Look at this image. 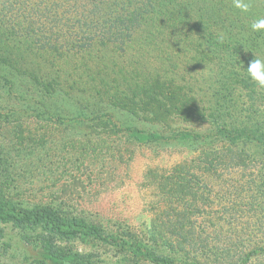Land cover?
Masks as SVG:
<instances>
[{
	"label": "trees",
	"instance_id": "1",
	"mask_svg": "<svg viewBox=\"0 0 264 264\" xmlns=\"http://www.w3.org/2000/svg\"><path fill=\"white\" fill-rule=\"evenodd\" d=\"M253 2L244 13L232 0H0V69L5 68L0 80L6 69L14 74L24 57L58 53L48 63L85 67L77 75L79 89L75 82L54 78L45 84L39 80L41 69L35 75L20 73L29 79L33 75L42 93L63 95L62 107H70L81 121L94 113V119L106 117L130 140L170 137L171 149L184 155L169 171H147L148 180L169 199L164 197L163 207L155 212L158 226L149 227L146 241L110 234L47 205L3 198L0 240L10 225L28 241L22 231L33 226L43 230L38 235L42 239L49 234L94 238L154 264H264V153L255 148L256 140H264V130L256 126L264 117L253 108L252 80L239 68L254 59L252 44L242 41L239 31L264 35L251 31L252 11L264 14ZM106 53L113 57L110 63ZM201 65L206 66L200 76L207 85L192 76ZM155 66L158 71L152 70ZM108 68L115 72L112 85L106 81ZM235 94L247 97L241 111H236ZM195 99L199 108L193 107ZM157 101L176 102L175 111L188 104L192 114L206 113L204 129L199 131L194 116L183 117L180 111V120L163 122L171 133L160 132L159 125L146 119L142 121L148 126L137 128L135 112L148 116ZM215 108L222 110V117ZM218 135L220 146L206 151L196 147ZM162 235L166 241L155 246ZM37 264L92 262L84 254L68 259L48 246Z\"/></svg>",
	"mask_w": 264,
	"mask_h": 264
},
{
	"label": "rangeland",
	"instance_id": "2",
	"mask_svg": "<svg viewBox=\"0 0 264 264\" xmlns=\"http://www.w3.org/2000/svg\"><path fill=\"white\" fill-rule=\"evenodd\" d=\"M253 1L258 8L264 9V0ZM253 13L254 10L251 13L253 19L264 16L261 12ZM238 36L247 44H252V52L264 58V35L252 37L251 32L243 30L239 31ZM105 55L106 62L109 59L107 63H110L112 55ZM41 57H24V64L16 65L14 74H9L6 69L7 72L1 76L0 198L26 205H47L68 217H80L98 224L110 234L146 241L150 236L149 227L158 226L155 212L163 207L164 197L169 199L162 196L160 187L148 180L147 171H169L171 164L184 157L183 153L171 149L170 137L130 140L125 132L110 125L106 117L94 119V113L89 115L93 118L87 117L81 121L73 115L70 107H62L65 101L63 95L58 97L42 93L43 89L39 90L33 75V79H29L20 71H35V75L41 69L39 80L45 81V84L54 78L68 84L75 82L74 86L79 89L81 84L76 83L77 75L85 67H74L71 62L64 61H57L55 65L48 63L58 59V53L46 52ZM157 63L161 67L162 62ZM249 64L245 66L242 63L240 70L246 69ZM205 67H197L192 76L207 85L208 82L201 80L200 76ZM4 70L2 67L0 72ZM152 70L158 71L157 66ZM43 71L50 75H44ZM108 71L106 81L110 83L115 72L112 73L110 68ZM251 83L253 108L264 117V89L259 88L253 80ZM214 87L219 88V84L216 83ZM111 89L112 93L116 91L114 87ZM235 98L239 99L236 111H241L247 97L235 94ZM196 102L195 99L193 107L198 105ZM174 105L177 106V103L157 101L149 108L148 116L135 112L133 120L137 118L139 121L134 125L144 129L148 125H144L142 119H146L159 125L162 129L158 128L160 132L171 133V129L163 128V122L180 120V111L183 117L193 115L195 127L199 131L204 129L206 113L194 115L188 104L175 111ZM164 109L168 111L162 113ZM214 113L221 117L223 115L219 108H215ZM256 126L264 130V121ZM220 140L221 135L214 136L208 144L197 142L196 147L206 151L220 146ZM256 142L255 148L264 153V140ZM42 231L40 227H27L22 231L27 234V241L19 229L5 226V235L0 240V264H37L48 246L68 259L80 254L88 255L92 264H154L125 248L110 246L98 239L55 234L42 239L38 236ZM163 236L157 238L155 246L159 247L166 241ZM160 251L169 254L165 248Z\"/></svg>",
	"mask_w": 264,
	"mask_h": 264
},
{
	"label": "clouds",
	"instance_id": "3",
	"mask_svg": "<svg viewBox=\"0 0 264 264\" xmlns=\"http://www.w3.org/2000/svg\"><path fill=\"white\" fill-rule=\"evenodd\" d=\"M232 5L235 9H238L244 13H247L252 7L251 0H232ZM250 28L254 33L264 32V16L255 19L251 23ZM219 40L223 42V35L219 37ZM254 54V60H252L249 66L244 70L246 71L250 79L256 82L259 88L264 89V58L257 56L255 52Z\"/></svg>",
	"mask_w": 264,
	"mask_h": 264
}]
</instances>
